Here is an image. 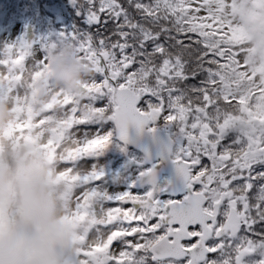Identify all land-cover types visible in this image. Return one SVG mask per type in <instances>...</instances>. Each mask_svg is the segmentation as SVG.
<instances>
[{
    "label": "snow or ice",
    "instance_id": "obj_1",
    "mask_svg": "<svg viewBox=\"0 0 264 264\" xmlns=\"http://www.w3.org/2000/svg\"><path fill=\"white\" fill-rule=\"evenodd\" d=\"M73 4L71 32L0 48L2 134L57 172L63 264H264V0ZM64 45L92 69L83 97L49 79ZM117 142L142 157L110 176Z\"/></svg>",
    "mask_w": 264,
    "mask_h": 264
},
{
    "label": "clouds",
    "instance_id": "obj_2",
    "mask_svg": "<svg viewBox=\"0 0 264 264\" xmlns=\"http://www.w3.org/2000/svg\"><path fill=\"white\" fill-rule=\"evenodd\" d=\"M49 73L55 89L74 97L86 94L82 85L93 75L68 45L50 54ZM11 119V106L0 103V128ZM47 171L46 165L29 164L0 172V198L20 210L0 233V264H63L71 240L58 198L63 189L56 186L50 194Z\"/></svg>",
    "mask_w": 264,
    "mask_h": 264
},
{
    "label": "rangeland",
    "instance_id": "obj_3",
    "mask_svg": "<svg viewBox=\"0 0 264 264\" xmlns=\"http://www.w3.org/2000/svg\"><path fill=\"white\" fill-rule=\"evenodd\" d=\"M42 2L47 3L45 0H25L24 3L20 0H0V28L5 24L9 25L13 22V26L10 30L4 33L0 30V48L5 44H14L22 41L30 42L32 40H39L43 43L45 40H55L60 32H66V25H63L62 30L59 31L48 30L41 34L38 33L37 29H39V23L42 22V17L39 16L40 10L38 7ZM11 13L16 16L15 21L12 20V16H10ZM36 16H39L38 19L35 18ZM43 19H45L46 22H51L52 20V18H49L48 16ZM64 46H58L55 50H59ZM104 103V101L98 102L97 106H103ZM10 121L5 127L0 128V172L13 170L29 164L40 166L46 165L48 169L47 183L51 190L50 194H55L56 186L54 187L55 183H53V181L57 172L52 168L50 163L40 154L39 151L34 150L35 147L33 145L19 140L15 136L2 134L8 129ZM137 160H139L138 156L131 151L129 147L127 150H122L121 145L117 142L110 145L103 155L98 158L96 163L105 171V173L111 176L114 173L119 172L122 168H132ZM85 167H87V165H85ZM62 197L63 191L59 193L58 198L63 201ZM0 202L5 203L13 210L14 214L9 222L13 220V218L19 217L20 210L12 206L3 198H0Z\"/></svg>",
    "mask_w": 264,
    "mask_h": 264
},
{
    "label": "flooded vegetation",
    "instance_id": "obj_4",
    "mask_svg": "<svg viewBox=\"0 0 264 264\" xmlns=\"http://www.w3.org/2000/svg\"><path fill=\"white\" fill-rule=\"evenodd\" d=\"M70 3H72V0H58V1H49V0H47V3H45L44 5H45L46 9H48L52 13L53 9L56 8V7H59V6H61L62 8H66V10L68 11V8H70ZM52 14L54 15V13H52ZM69 15H68L67 18H65L61 22L62 23L67 22L68 25L70 26V22L68 20ZM58 17H59V15H57V17H56L57 20H58Z\"/></svg>",
    "mask_w": 264,
    "mask_h": 264
},
{
    "label": "trees",
    "instance_id": "obj_5",
    "mask_svg": "<svg viewBox=\"0 0 264 264\" xmlns=\"http://www.w3.org/2000/svg\"><path fill=\"white\" fill-rule=\"evenodd\" d=\"M75 12H76V9L73 6L71 8V16H70V23L72 24V28H73V25L78 23V19L75 16ZM51 27L59 28V25H57V23H55L54 21H51V22L42 21L39 23V32L49 29ZM5 28H8V27H5Z\"/></svg>",
    "mask_w": 264,
    "mask_h": 264
},
{
    "label": "water",
    "instance_id": "obj_6",
    "mask_svg": "<svg viewBox=\"0 0 264 264\" xmlns=\"http://www.w3.org/2000/svg\"><path fill=\"white\" fill-rule=\"evenodd\" d=\"M59 11H60V10L57 9V12H59ZM130 146L133 147V148H135V149H137V150H139L135 144H132V145H130ZM139 151H140V150H139ZM140 152H141V151H140Z\"/></svg>",
    "mask_w": 264,
    "mask_h": 264
}]
</instances>
